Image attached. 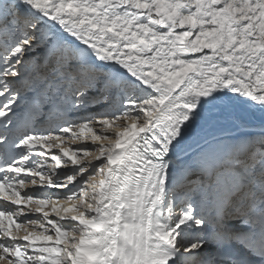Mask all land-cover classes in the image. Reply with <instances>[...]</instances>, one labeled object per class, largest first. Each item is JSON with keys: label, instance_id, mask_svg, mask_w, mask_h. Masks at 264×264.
<instances>
[{"label": "snow or ice", "instance_id": "snow-or-ice-1", "mask_svg": "<svg viewBox=\"0 0 264 264\" xmlns=\"http://www.w3.org/2000/svg\"><path fill=\"white\" fill-rule=\"evenodd\" d=\"M0 264H264V0H0Z\"/></svg>", "mask_w": 264, "mask_h": 264}]
</instances>
